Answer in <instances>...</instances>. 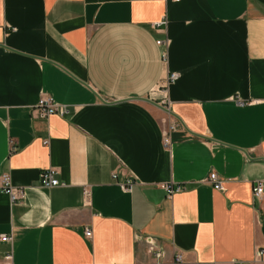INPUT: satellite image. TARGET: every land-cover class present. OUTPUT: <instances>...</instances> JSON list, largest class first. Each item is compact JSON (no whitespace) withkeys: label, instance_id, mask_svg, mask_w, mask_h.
I'll return each mask as SVG.
<instances>
[{"label":"crops","instance_id":"obj_1","mask_svg":"<svg viewBox=\"0 0 264 264\" xmlns=\"http://www.w3.org/2000/svg\"><path fill=\"white\" fill-rule=\"evenodd\" d=\"M2 174L0 264H264V0H0Z\"/></svg>","mask_w":264,"mask_h":264},{"label":"built area","instance_id":"obj_2","mask_svg":"<svg viewBox=\"0 0 264 264\" xmlns=\"http://www.w3.org/2000/svg\"><path fill=\"white\" fill-rule=\"evenodd\" d=\"M167 1L175 3V2H179L180 0H167ZM166 23H167V19L166 17H164L162 21L157 22L153 26L154 28L158 30L166 26ZM156 44L162 47H165V45L167 46L166 41L164 40H157ZM167 60H168V55H167V50L165 49L164 51H162L163 64L166 65ZM177 78H178V75L176 73H173V72L169 73L166 79V84L157 89V92L161 100V104L168 105V101L166 99L167 98V87L171 83L175 82ZM148 98L154 99L151 97V94L149 95ZM33 110L34 112H36L38 117L42 119L48 118L49 116H52V115H59L63 117L69 113L67 106L56 103L49 96H40L36 104L33 106ZM175 128H176V125L171 124L166 134H164L162 142L165 147L169 146V142H170L169 134L171 131H174ZM43 143L44 145L48 144L47 141H44ZM55 175H56V171L54 169H48V170L42 171L39 176V181H40L41 186L45 188H53V187L60 185L59 180L55 177ZM112 177L113 179H116L117 175L113 174ZM207 180L211 184L214 190H222V183L215 173H210L207 177ZM134 184H135V181L129 180V179L121 180L119 182L120 188L124 192H128V193L132 191ZM0 186L2 187L4 194L8 196V198L10 199L12 203L16 201H20L24 198V193H25L24 188H16L12 186L10 182V176L8 174H2L0 176ZM162 188L166 192L168 198L182 191L180 186L173 185V184H165L162 186ZM84 194L86 198H89V192L87 190L84 191ZM252 197H253V201L262 202L264 200V181L263 180H258L254 183L253 189H252ZM84 236L87 239L91 238L92 230L90 228H85ZM0 240L2 242H11V238L6 237V236L1 237ZM154 256L156 259H159L160 252L154 253ZM262 256H264V250H259L257 257H262ZM3 264H13V256L11 252L5 254V256L3 257ZM173 264H184V260L181 254L175 255ZM237 264H242V263H237Z\"/></svg>","mask_w":264,"mask_h":264},{"label":"water","instance_id":"obj_3","mask_svg":"<svg viewBox=\"0 0 264 264\" xmlns=\"http://www.w3.org/2000/svg\"><path fill=\"white\" fill-rule=\"evenodd\" d=\"M142 100H144V101H146V102H150V103H152L153 105L159 107L160 109L165 110V111L168 112L169 114L171 113L169 110L163 108L162 106H160V105H158L157 103L153 102V101H152L151 99H149V98H143Z\"/></svg>","mask_w":264,"mask_h":264},{"label":"rangeland","instance_id":"obj_4","mask_svg":"<svg viewBox=\"0 0 264 264\" xmlns=\"http://www.w3.org/2000/svg\"><path fill=\"white\" fill-rule=\"evenodd\" d=\"M154 97V96H153ZM149 99H151V98H149ZM163 107V106H162Z\"/></svg>","mask_w":264,"mask_h":264}]
</instances>
